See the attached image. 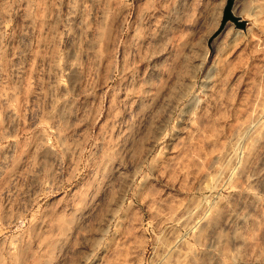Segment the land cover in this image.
<instances>
[{"label": "rangeland", "instance_id": "rangeland-1", "mask_svg": "<svg viewBox=\"0 0 264 264\" xmlns=\"http://www.w3.org/2000/svg\"><path fill=\"white\" fill-rule=\"evenodd\" d=\"M0 264H264V0H0Z\"/></svg>", "mask_w": 264, "mask_h": 264}, {"label": "water", "instance_id": "water-1", "mask_svg": "<svg viewBox=\"0 0 264 264\" xmlns=\"http://www.w3.org/2000/svg\"><path fill=\"white\" fill-rule=\"evenodd\" d=\"M231 18L234 19L231 14H230V1L228 2L226 8H225V13H224V18L223 21H225L226 19Z\"/></svg>", "mask_w": 264, "mask_h": 264}]
</instances>
